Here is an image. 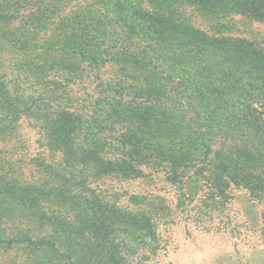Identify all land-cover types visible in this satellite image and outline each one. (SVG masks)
<instances>
[{
	"label": "trees",
	"instance_id": "1",
	"mask_svg": "<svg viewBox=\"0 0 264 264\" xmlns=\"http://www.w3.org/2000/svg\"><path fill=\"white\" fill-rule=\"evenodd\" d=\"M196 15L264 21V0H0V56L16 61H0V141L30 119L60 155L37 159L35 178L0 155V264L157 254L156 207L113 201L107 178L187 174L214 201L236 188L264 200V40L212 36ZM107 66L116 78L101 82ZM91 78V101H74ZM262 223L264 240V211Z\"/></svg>",
	"mask_w": 264,
	"mask_h": 264
},
{
	"label": "rangeland",
	"instance_id": "2",
	"mask_svg": "<svg viewBox=\"0 0 264 264\" xmlns=\"http://www.w3.org/2000/svg\"><path fill=\"white\" fill-rule=\"evenodd\" d=\"M193 24L212 36L264 40V21L232 16L222 27H214L197 16ZM7 73L16 70L12 53L4 51L0 56ZM10 69V70H8ZM116 67L107 66L99 74L101 82L116 78ZM12 77V76H10ZM96 79L86 81L85 90L73 88L74 101L86 103L94 96ZM16 139L0 141V155L18 159L20 170L27 178L38 177L34 172L36 160H58L51 154L42 134L30 119L20 123ZM170 182L164 173L149 171L144 178L124 180L112 177L98 182L97 187L125 206L136 204L131 198L143 195L139 201L150 202L157 210L158 252L149 260H136L141 264H264V240L261 235L264 200H254L245 189H233L228 202L214 201L207 195L202 178H188ZM131 200V201H130ZM138 204V203H137Z\"/></svg>",
	"mask_w": 264,
	"mask_h": 264
}]
</instances>
